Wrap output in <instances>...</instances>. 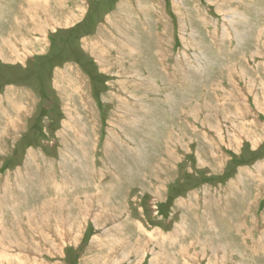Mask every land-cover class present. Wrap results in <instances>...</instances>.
Segmentation results:
<instances>
[{
  "label": "rangeland",
  "instance_id": "obj_1",
  "mask_svg": "<svg viewBox=\"0 0 264 264\" xmlns=\"http://www.w3.org/2000/svg\"><path fill=\"white\" fill-rule=\"evenodd\" d=\"M97 2L0 0V264H264V0Z\"/></svg>",
  "mask_w": 264,
  "mask_h": 264
},
{
  "label": "crops",
  "instance_id": "obj_2",
  "mask_svg": "<svg viewBox=\"0 0 264 264\" xmlns=\"http://www.w3.org/2000/svg\"><path fill=\"white\" fill-rule=\"evenodd\" d=\"M98 2V4L99 3H101V4H103V3H105V2H107V0H97ZM156 1H158V2H162V1H164V0H113V2H111V4H113L112 6H113V11L116 13V11L117 10H119V8H122V9H124V8H126L127 6L129 7V8H127L128 10H131V5H134V7H135V10L137 11V15H140V12H142L141 10H139L138 8H139V6H140V8L141 9H145V10H147V4H152V3H154V2H156ZM120 2V3H119ZM96 3V4H97ZM119 3V4H118ZM128 4V5H127ZM89 5V2L87 3V6ZM119 5V6H118ZM64 6H66V7H68L67 6V4H64ZM99 6H101V5H99ZM118 6V7H117ZM77 7V6H76ZM71 8H74V5H72L71 6ZM24 9H25V7H24ZM120 10L121 11V13L122 12H124V10ZM112 10V9H111ZM68 13H71L70 11L68 12ZM89 14H91L92 15V12H89ZM107 14H109V13H107V12H105L104 13V16H106ZM120 14V13H119ZM142 14H143V17H146L145 15H144V13L142 12ZM134 15V14H133ZM134 17L136 18V20L138 21L139 20V17H137L136 15H134ZM77 18V17H76ZM82 20V19H81ZM80 20V21H81ZM68 21V20H67ZM99 21H101V20H99ZM24 24H25V20H24ZM23 24V25H24ZM75 24V25H74ZM78 24H80V22H79V20L75 23V21L73 22V25H74V27H75V29H76V34H77V36H78V39L79 40H81V38H83V35H81V29H80V26L78 25ZM137 25V24H136ZM142 25H143V27L144 28H146L145 26H146V20L145 19H143V21H142ZM76 26H78V27H76ZM152 26H153V24H152ZM136 30H137V33H138V30H139V27H137L136 26V28H135ZM136 33V34H137ZM75 36V35H74ZM5 42H7V41H5ZM24 44H26V41H25V43ZM16 45V44H15ZM14 45V46H15ZM14 46H12V48H14ZM26 46H27V44H26ZM9 48V47H8ZM18 48H21V49H23V46L21 45V41H20V45H19V47ZM16 52H18V49H17V51ZM1 54H3V55H1ZM90 54V53H89ZM8 55H10V56H6V54H4V52H2V50H0V58H3V59H6V58H9V59H14L15 57H17V58H20L17 54H14V55H11V54H8ZM55 58H57V55H55ZM62 62V61H61ZM57 66H58V64L60 63H57V61L55 60V62H54ZM62 64H64V63H62ZM61 67H64V66H61ZM68 70H66V74H67V72L69 73V72H71V73H73L71 76L72 77H74V75L76 74V72H77V70H79L81 73H83L84 75H85V77H86V79L88 80V82H89V86L91 87V85H92V83L90 82V81H92L90 78L92 77V73L91 72H89L88 73V68L86 67V66H84V67H81L80 65H77L76 64V67H75V69L74 68H72V69H69V68H67ZM93 69L91 68V69H89V71H92ZM87 74H90V75H87ZM59 77V74H58V72H57V78ZM77 79V78H76ZM77 82V81H76ZM75 82V83H76ZM81 84H79V83H77V84H75V87L77 86V85H86L87 83H86V81L84 80V79H81ZM72 85V87H73V84H71ZM15 91V90H14ZM6 96H9L7 93H6ZM18 101H16L15 103H17ZM2 111H4V109L2 108Z\"/></svg>",
  "mask_w": 264,
  "mask_h": 264
},
{
  "label": "bare ground",
  "instance_id": "obj_3",
  "mask_svg": "<svg viewBox=\"0 0 264 264\" xmlns=\"http://www.w3.org/2000/svg\"><path fill=\"white\" fill-rule=\"evenodd\" d=\"M6 12V11H5ZM30 12V11H29ZM72 15V14H71ZM31 19L33 18V15L31 14ZM76 15H73L72 17H68L67 16V18H68V21H65V17H64V20L63 21H65V25H67L70 21L72 22V21H74L75 19H76ZM8 18V17H7ZM14 18H16V16L14 17ZM24 18V17H23ZM5 20H7V19H5ZM14 20V19H13ZM18 20H19V18H18ZM33 20V19H32ZM56 21H57V19H55L54 20V23H56ZM14 22V21H13ZM12 23V22H11ZM58 23V22H57ZM60 24V23H59ZM16 25H18V24H16ZM21 26V25H20ZM5 30V29H4ZM19 30V29H18ZM38 30V29H37ZM40 32V31H39ZM39 38V37H38ZM42 39V38H41ZM39 40V39H38ZM41 41V40H40ZM240 41V40H239ZM37 43V42H36ZM9 47H11V46H9ZM2 52H3V50H2ZM14 54V53H13ZM186 262H187V260H186Z\"/></svg>",
  "mask_w": 264,
  "mask_h": 264
}]
</instances>
